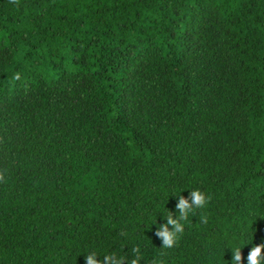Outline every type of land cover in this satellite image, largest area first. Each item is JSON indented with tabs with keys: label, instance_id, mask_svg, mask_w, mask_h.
<instances>
[{
	"label": "trees",
	"instance_id": "obj_1",
	"mask_svg": "<svg viewBox=\"0 0 264 264\" xmlns=\"http://www.w3.org/2000/svg\"><path fill=\"white\" fill-rule=\"evenodd\" d=\"M0 172V264L136 246L140 264H231L244 245L247 264L264 242V0H0ZM193 189L209 203L160 247Z\"/></svg>",
	"mask_w": 264,
	"mask_h": 264
},
{
	"label": "clouds",
	"instance_id": "obj_2",
	"mask_svg": "<svg viewBox=\"0 0 264 264\" xmlns=\"http://www.w3.org/2000/svg\"><path fill=\"white\" fill-rule=\"evenodd\" d=\"M12 2L17 3V0H12ZM13 79L19 80L20 73H15ZM4 179V173L0 172V181H4ZM176 197L175 214L169 209L167 216L164 217L166 223L160 224L154 233L155 237L161 241L160 247L164 249L173 248L177 244L179 237L185 230L183 222L188 221L190 214L195 215V210L204 208L211 199L209 195L199 189L189 191L187 196L180 194ZM201 222L207 223V217H201ZM243 247L237 246L231 249V264H243L245 259L242 253ZM131 252L134 255L130 260L126 257H117L114 254L105 255L101 260L97 259L96 252H90L85 255V262L86 264H125V262L127 264H140L142 259L141 249L136 246L131 249ZM246 260L247 264H264V242L254 244L250 248ZM153 264H157V261L154 260ZM159 264H163V262L160 261Z\"/></svg>",
	"mask_w": 264,
	"mask_h": 264
}]
</instances>
